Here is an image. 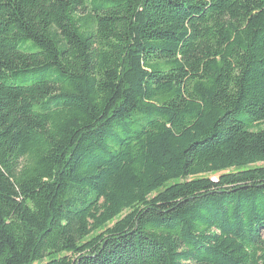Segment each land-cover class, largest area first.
<instances>
[{
    "label": "trees",
    "instance_id": "obj_1",
    "mask_svg": "<svg viewBox=\"0 0 264 264\" xmlns=\"http://www.w3.org/2000/svg\"><path fill=\"white\" fill-rule=\"evenodd\" d=\"M260 162L264 0H0V264H264Z\"/></svg>",
    "mask_w": 264,
    "mask_h": 264
},
{
    "label": "rangeland",
    "instance_id": "obj_2",
    "mask_svg": "<svg viewBox=\"0 0 264 264\" xmlns=\"http://www.w3.org/2000/svg\"><path fill=\"white\" fill-rule=\"evenodd\" d=\"M257 166H263L264 167V162H260V163H256L254 165H251L249 167H257ZM206 176H211V177H215L218 175V173H210V174H205Z\"/></svg>",
    "mask_w": 264,
    "mask_h": 264
}]
</instances>
